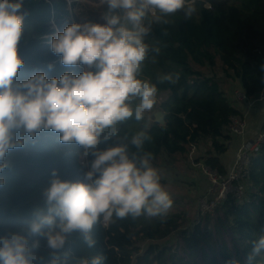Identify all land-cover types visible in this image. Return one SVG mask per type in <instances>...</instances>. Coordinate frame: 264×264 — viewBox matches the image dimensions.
Listing matches in <instances>:
<instances>
[{"label":"trees","instance_id":"1","mask_svg":"<svg viewBox=\"0 0 264 264\" xmlns=\"http://www.w3.org/2000/svg\"><path fill=\"white\" fill-rule=\"evenodd\" d=\"M23 10L27 15L18 47L25 63L17 80L38 72L51 78L85 71L83 65H62L60 57L50 49V38L58 30L63 31V23L71 24L67 0H24ZM166 19L168 23L154 24L146 37L151 50L143 69V75L156 84L158 95H167L159 105L166 114L165 124L146 118L141 122L130 120L120 126L115 140L102 142L98 147L103 150L117 142L127 143L137 132L145 131L151 139L145 142L143 151L152 154L153 166L163 153L169 157L187 155L192 145L209 139L213 153L206 158V165L227 174L220 156L228 151L231 140L230 118L240 112L232 106L217 79L194 65L214 69L219 60L224 69L234 72L248 96L263 92L264 0H196V12L191 18L178 12ZM49 65L53 66L51 70ZM169 73L179 74L175 84L157 80L158 75ZM129 147L136 151L134 146ZM83 153L84 149L76 144L60 143L57 134L41 133L35 140H27L24 147L11 150L6 158L10 167L0 173L5 181L0 187V236L17 232L27 236L29 248L42 264H48L51 250L43 236L30 235L29 225L35 210L45 206L42 192L50 185L53 170L62 180H84L93 157H85L82 163ZM246 184L251 192L246 187L243 199L230 195L222 205L228 215L226 229L233 234V249L221 232L218 240L214 237L210 214L204 222L201 218L194 226L181 229V216L168 212L154 217H114L107 226H94L93 248L87 247L81 234L73 233L63 251L73 262L80 257L103 255L104 264H197L201 254L206 264H247L253 241L264 236V146L252 156ZM178 230L184 256L170 246L155 245L138 253L134 262L140 236L158 240ZM34 242H38L35 248ZM253 264H264V250Z\"/></svg>","mask_w":264,"mask_h":264},{"label":"clouds","instance_id":"2","mask_svg":"<svg viewBox=\"0 0 264 264\" xmlns=\"http://www.w3.org/2000/svg\"><path fill=\"white\" fill-rule=\"evenodd\" d=\"M23 5L24 0H0V173L10 167L6 158L11 150L41 133L57 134L60 143L83 148L85 157H93L84 180H62L53 170L42 192L45 206L35 210L29 233L46 239L51 250L48 264H104L103 255L73 262L63 251L69 236L79 233L93 248L95 225L107 226L114 217L164 216L172 208L161 174L152 166V154L143 151L151 139L145 131L127 143L103 150L98 145L115 140L126 122H141L153 112L158 88L143 75L151 50L146 37L154 24L168 23L166 18L178 12L191 18L196 0H98L99 6L107 7L104 23H72L49 41L62 65H84L88 70L51 78L38 72L17 80L25 63L18 47L27 15ZM178 79L179 74L157 76L160 83L175 84ZM4 182L0 176V187ZM37 246L34 242L32 247ZM262 250L264 236L253 241L247 264H253ZM0 264L42 261L29 248L28 237L17 232L0 236Z\"/></svg>","mask_w":264,"mask_h":264},{"label":"rangeland","instance_id":"3","mask_svg":"<svg viewBox=\"0 0 264 264\" xmlns=\"http://www.w3.org/2000/svg\"><path fill=\"white\" fill-rule=\"evenodd\" d=\"M67 3L69 10V20L71 21V24L85 22H105L104 16L107 13V7L99 6L98 0H67ZM68 25H70V23H63V29ZM194 66L198 69H201L206 75L214 76L219 82L220 87L225 92L226 96H231L234 90L241 88L240 80L235 76L234 72L229 69H224L219 60L217 66L214 69H211L208 66ZM83 67L85 70H88L86 69V66L83 65ZM166 96V93L158 95V103L155 105L153 112L146 115V120L152 121L154 113L160 111L159 105L161 100ZM258 97L259 95L255 96L254 99ZM232 102L235 104L236 109L240 108L239 104L237 103L238 101L232 100ZM242 110H239V114H241V117H247L249 124V114L245 116L244 111ZM254 111L257 112L255 114L259 116V119L263 120L264 101L255 102L250 112ZM249 127L250 125L248 128ZM257 127L260 128L258 123L254 126L253 130L257 132L252 137H254L261 130H258ZM212 153L211 141L209 139H205L201 140L198 145H195V149L193 146H191L187 155L169 157L163 153L158 157L157 160H155V162H153V167H155L160 172L161 177L164 180L162 185L169 192L173 201V205L169 213H176L181 216L179 221L181 229L194 226L201 220V218L203 222L205 220L202 215L200 200L208 194L209 177L196 165L199 162L205 163L206 158ZM84 159L85 156H82V161ZM230 170L231 168L227 170V173H229ZM246 183L247 182H245V186L249 188L248 190L251 192L252 188ZM210 216V228L214 231V237L218 240L219 232H221L223 234L224 241L227 242L230 248L233 249V234L231 231L226 229L225 224L228 220V215L223 206L218 208ZM218 243H220V240ZM155 245H159L160 247L170 246L173 249L178 250L179 253L184 256L183 242L180 238V230H178L174 231L169 236L158 240H149L140 236L136 240L135 244L138 250L134 254V262L136 263V255H138V253L141 254L151 246ZM203 247L206 251H209L206 245H203ZM196 262L197 264H206L201 254L196 259Z\"/></svg>","mask_w":264,"mask_h":264},{"label":"built area","instance_id":"4","mask_svg":"<svg viewBox=\"0 0 264 264\" xmlns=\"http://www.w3.org/2000/svg\"><path fill=\"white\" fill-rule=\"evenodd\" d=\"M233 107V101H238L239 107L245 106V109H252L257 101H264V92L254 99L248 96L242 86L234 90L231 96H227ZM232 99V100H231ZM243 109V110H245ZM247 116L246 111H244ZM241 114L231 116L229 125L230 135L244 137L248 131L247 117H241ZM195 149V145H192ZM264 146V130H260L254 137L244 140L239 148L231 167L227 174H221L217 169H213L204 162H199L196 166L201 169L209 177L208 194L201 200V211L205 219L208 214H213L220 208L230 195H234L237 199H242L245 195V182L248 180V168L252 159L258 151ZM84 161V160H83ZM82 161V163H83Z\"/></svg>","mask_w":264,"mask_h":264},{"label":"crops","instance_id":"5","mask_svg":"<svg viewBox=\"0 0 264 264\" xmlns=\"http://www.w3.org/2000/svg\"><path fill=\"white\" fill-rule=\"evenodd\" d=\"M245 109V106H241L238 110H242ZM252 109H250L251 111ZM242 111H246L247 114H249V125L250 127L248 128L247 134L244 137H238L235 135H231V140L228 142V151L226 153H224L223 155L220 156L222 163L224 164V166L226 167V169L228 170L229 168L232 167L236 153H237V149L239 148L240 144L247 139H250V137H252L256 132L253 131L254 130V126L258 123V126H260V128L257 127V129H261L264 119L260 120L259 116H257L256 111L254 112H250L249 109H245ZM256 129V130H257Z\"/></svg>","mask_w":264,"mask_h":264},{"label":"water","instance_id":"6","mask_svg":"<svg viewBox=\"0 0 264 264\" xmlns=\"http://www.w3.org/2000/svg\"><path fill=\"white\" fill-rule=\"evenodd\" d=\"M152 122H157L161 125H164L166 122V114L164 111L160 110L154 113Z\"/></svg>","mask_w":264,"mask_h":264}]
</instances>
